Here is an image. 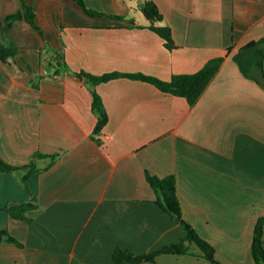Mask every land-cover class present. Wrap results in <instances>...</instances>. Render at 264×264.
<instances>
[{
    "label": "crops",
    "instance_id": "0c3cea01",
    "mask_svg": "<svg viewBox=\"0 0 264 264\" xmlns=\"http://www.w3.org/2000/svg\"><path fill=\"white\" fill-rule=\"evenodd\" d=\"M27 0L31 23L5 19L21 0H0V39L18 47L0 57V155L15 166L36 153L45 171L0 182V264H117L123 248L145 254L178 242L182 224L162 209L148 173L175 174L185 218L224 264H257L252 243L264 215V88L228 55L195 105L151 82L99 83L109 122L98 143L88 82L76 71L144 73L169 80L264 37V0H154L176 47L150 29L140 0ZM133 18V19H132ZM135 21V22H133ZM34 205L28 219L6 209ZM122 264H134L125 261ZM141 264H213L202 255H159Z\"/></svg>",
    "mask_w": 264,
    "mask_h": 264
},
{
    "label": "trees",
    "instance_id": "16d2710c",
    "mask_svg": "<svg viewBox=\"0 0 264 264\" xmlns=\"http://www.w3.org/2000/svg\"><path fill=\"white\" fill-rule=\"evenodd\" d=\"M83 9L93 16H110L117 19H126L129 16L122 14H113L100 11L87 4L86 0H76ZM140 7L145 17L149 21L150 29L157 32L166 42V46L170 49L176 47L173 36L172 27L164 23V14L154 0H140ZM133 19V18H132ZM18 20H26L31 23L41 34H44L42 28L36 20V13L27 0H21L20 9L9 15L5 21L10 25ZM3 20H0L2 23ZM135 22V21H133ZM18 51V47L13 43H5L0 39V57L7 60L9 56H14ZM232 54L233 59L238 64L241 72L248 78L256 80L264 88V37L252 40L247 44L239 47L232 45L225 54L211 58L200 70L192 73L174 74L171 79L166 80L144 73H124L120 71H112L102 75L92 74L81 70L75 74L82 80L88 79V85L92 90L94 100L93 109L98 115V122L94 128L92 137L98 143H102V133L109 122V115L101 94L97 90V85L102 82L120 77H129L142 79L153 83L164 92L172 93L177 96L187 98L191 105H195L200 97L205 92L211 81L214 79L226 57ZM60 154H50L44 157H49L50 163L45 168H41L37 159L43 157L40 153H36L31 161L23 166H15L8 163L0 155V182L2 174L5 172L26 171L22 177L23 184H27V178L34 173H39L48 170L57 160ZM148 180L156 190V201L159 206L166 212L170 213L183 226L185 235L178 242L162 246L159 249L153 250L145 254H135L134 252L118 248L114 252V261L117 264H122L125 261L134 264H141L145 261H155L159 255L166 253L173 254H195L202 255L210 260L213 264H224L216 256L215 246L207 239L202 237L195 226L189 222L183 212L182 203L178 192V179L175 174H170L164 177L152 175L148 173ZM34 207L30 202H21L8 206L6 209L16 219H28L27 211ZM6 234V240L17 245L24 244L15 236L9 233L8 230L0 232V242L3 235ZM252 253L257 264H264V215H262L255 226L254 238L252 243Z\"/></svg>",
    "mask_w": 264,
    "mask_h": 264
},
{
    "label": "water",
    "instance_id": "95a60500",
    "mask_svg": "<svg viewBox=\"0 0 264 264\" xmlns=\"http://www.w3.org/2000/svg\"><path fill=\"white\" fill-rule=\"evenodd\" d=\"M85 81L88 82V79H86Z\"/></svg>",
    "mask_w": 264,
    "mask_h": 264
}]
</instances>
